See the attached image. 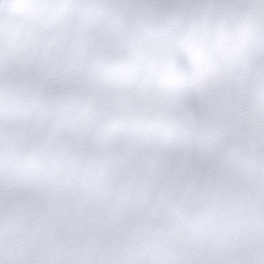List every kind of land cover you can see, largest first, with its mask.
<instances>
[{"label": "snow or ice", "instance_id": "snow-or-ice-1", "mask_svg": "<svg viewBox=\"0 0 264 264\" xmlns=\"http://www.w3.org/2000/svg\"><path fill=\"white\" fill-rule=\"evenodd\" d=\"M0 264H264V0H0Z\"/></svg>", "mask_w": 264, "mask_h": 264}]
</instances>
